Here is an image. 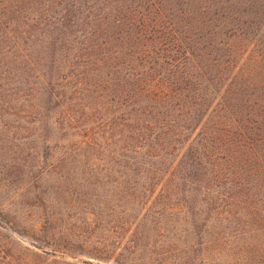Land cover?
I'll list each match as a JSON object with an SVG mask.
<instances>
[{"label": "trees", "instance_id": "trees-1", "mask_svg": "<svg viewBox=\"0 0 264 264\" xmlns=\"http://www.w3.org/2000/svg\"><path fill=\"white\" fill-rule=\"evenodd\" d=\"M30 2L35 11L28 14V22L35 27V34L36 28H41L40 35H49L48 46L60 42L62 59L57 75L50 73L52 67L49 72L43 69L38 76L45 81L31 83L26 79L15 87L11 95L22 112L16 113L20 115L15 119L17 124L39 128L47 124L56 107L62 106L61 125L72 127L73 117L66 105L70 106L78 93L81 97L87 92L94 98L110 97L114 108L109 120L101 123L103 129L107 127L102 136L108 134L107 140L117 137L124 142L123 171L115 181L130 195L129 205L141 207L142 202L148 206L156 188L161 195L166 183L182 184L197 192L205 171L210 176L204 178L200 194L206 199L213 193L212 204L230 193L215 188L236 186L231 179L243 182L238 193L245 194H241L244 200L255 198L250 192L253 187H246L249 182L264 180V154L256 158L257 150L264 152V139L258 146L257 140L250 139L257 127L247 125L262 114L246 111L241 120L238 110L232 109L236 101L248 102L244 94L253 85L250 71L260 60L264 62V15L255 0H183L173 5L169 0H69L77 10L72 19L71 6L62 7L65 14L59 19L54 15L44 18L37 7L49 4L51 9L55 1ZM81 8L86 13L79 14ZM92 19L95 21L89 22ZM79 20L88 25L86 29H78ZM219 35L224 36V42L217 41ZM236 39L244 41L245 52L256 43L261 53V57L249 55L241 71L232 65ZM13 42L17 44V39ZM1 88L6 90L4 84ZM25 96H36L38 103L23 106ZM32 108L35 113L24 114ZM80 137L85 140L77 143L75 152L80 144H91L92 137L88 139L85 133ZM11 142L21 145L13 143L14 139ZM91 148L94 151L96 145ZM21 151L23 158L30 155L25 145ZM24 164L19 162V174L24 172ZM33 166H26L28 172ZM178 167L184 174L175 172ZM44 174H39L38 180ZM254 201L261 204L256 213L262 220L264 198ZM37 218L36 224H18L0 205V264H73L58 254L73 258L78 252L97 261L111 258L98 246L85 243H78L73 253L70 244L62 247L59 242L56 214L45 212ZM18 233L28 243L13 239Z\"/></svg>", "mask_w": 264, "mask_h": 264}, {"label": "rangeland", "instance_id": "rangeland-1", "mask_svg": "<svg viewBox=\"0 0 264 264\" xmlns=\"http://www.w3.org/2000/svg\"><path fill=\"white\" fill-rule=\"evenodd\" d=\"M54 1L51 9L49 4L37 7L42 17L54 15L59 19L65 14L61 12L62 7L68 5L71 6L69 19L73 18L77 10L69 0ZM181 1L169 0L171 5ZM255 5L264 15V0H255ZM32 8L30 0H0V205L8 218L18 224L32 225L45 212L56 214L62 247L70 244L74 253L78 243H85L98 246L111 256L109 260L97 261L79 254L84 252H78L73 258L58 254L73 264H126L127 259H133L127 264H264V219H259L256 213L261 204H254V199L264 198V180L245 183L246 188L253 187L250 192L255 198L244 200L241 194H245L238 193L244 187L241 181L231 179L236 186L227 184L215 188L230 193L212 204L213 193L206 199L200 194L206 184L204 178L210 176L209 171H205L200 182L202 187L197 192L189 191V187L182 184L166 183L162 197L158 195L159 187L156 188L148 206L142 202L141 207L136 203L129 205L127 197L130 195L123 193L119 182L115 181L119 179V171H123L125 157L122 153L125 151L121 147L124 142L117 137L107 140L108 134L102 136L107 127L103 129L101 123L109 120L114 108L110 97L94 98L90 92L81 97L78 93L71 105H66L73 117L72 127L61 125L64 122L60 115L62 106L56 107L47 117V124L39 128L15 122L20 116L17 114L22 113L18 112L20 109L17 110L15 97L11 95L15 87L24 84L26 79L31 83L45 81L38 76L43 69L49 72L52 67L50 73L57 75L61 66L60 42L48 46L49 35H40L41 28H36L35 34V27L28 22V14L35 11ZM82 11L86 13L84 8L78 13ZM92 21L95 20H89ZM78 24L81 25L78 29L88 26L80 20ZM55 33L58 37L59 32ZM218 37L217 41H225L223 35ZM234 45L236 61L232 65L237 69L247 63L249 55L261 57L256 43L246 52L243 50L246 44L241 39H236ZM220 53L224 54V50ZM52 62L55 64L51 65ZM252 68L253 85L244 94L248 102L236 101L232 109L236 113L238 110L241 120L246 111L262 114V117L254 116V123L247 125V128L257 127L250 139L257 140L260 146L264 139V62L260 60ZM2 84L6 86L5 91L1 90ZM25 99L23 106L26 107L38 103L36 96H25ZM30 112L35 113L34 108L24 114ZM92 131L99 133L91 134ZM84 133L88 139L92 137L91 144H80L75 152L77 143L85 140L80 137ZM11 139L21 145H12ZM23 145L30 149V155L24 158ZM263 154L257 150L256 158ZM19 162L25 165L22 174L17 172ZM29 164L34 165L31 172L26 168ZM175 172L182 174L183 171L178 167ZM41 173L45 174L38 180ZM12 237L28 243L19 233ZM61 251L67 252L64 248Z\"/></svg>", "mask_w": 264, "mask_h": 264}]
</instances>
